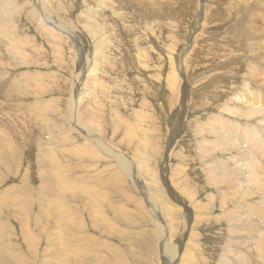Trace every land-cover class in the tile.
Wrapping results in <instances>:
<instances>
[{
	"label": "rangeland",
	"instance_id": "1",
	"mask_svg": "<svg viewBox=\"0 0 264 264\" xmlns=\"http://www.w3.org/2000/svg\"><path fill=\"white\" fill-rule=\"evenodd\" d=\"M45 1L59 23L65 26L71 24L78 29L81 45L74 46L70 35L61 30L56 29L53 34H48L37 29V21H33L35 24L29 22L25 0L16 1L15 8L20 9L17 14L8 12L10 6L7 0H0V26L5 17L11 19L10 36L14 41L11 48L5 47L0 34V76L8 68L11 71L8 78L12 79L13 74L23 77L18 98H6L4 109H0L1 132L14 125L18 131V137L11 135L8 139H0V196H9L8 201L0 204V229L5 226L0 248L4 246L11 249L21 258L20 264H46L44 260L55 251L65 252L68 254L66 261L79 264H128L127 259L130 264L139 261L141 264L161 263L158 262L161 257L158 241V248L154 251L150 238L141 236L150 232L152 227L149 217L148 221L144 220L146 211L142 216L141 211L131 206L128 200L124 203L128 212L123 213L118 207L123 204L125 195H120L121 204L119 202L116 210H107L111 222L106 226L100 223L101 227L93 228L87 217L90 215L81 206H78L76 216H64L59 220L60 224L71 230L85 226L90 238L76 241L72 239L70 230H67L70 240L68 247L65 238L58 233L51 201L61 200L56 184L61 172L55 167L69 164L71 170L67 177L82 175V181L83 176L91 177L90 183L104 181L105 191L116 199L119 196L118 192L115 193L117 185L124 190L131 187L120 170L108 166L112 160L106 158L93 141L70 128L67 114L73 88L72 78L79 72L78 63L87 57L90 60L87 63L83 61L86 63L85 71L94 70V77L100 86L93 85L95 90L91 88L90 91L96 97H91V100L86 95L80 113L94 127L98 125L97 135L106 145L129 155L143 153L140 159L150 156L148 168H155L159 174L163 170L168 177L171 165L177 169L182 161H188V170L185 172L190 177L184 181L188 193L200 191L196 207L203 209L202 206L207 205V213L211 215L206 213V222L202 220L200 227L203 239V242L200 241L203 243L201 246L204 245L206 251L210 250L208 255L205 253L203 256L208 263L215 264L221 251L220 243L225 234H229L223 218L219 217L221 210L211 208V204L218 201L201 203L205 193L201 188L204 182L200 166L205 161L221 159L225 155L213 151L201 162L195 137L196 133L200 134L199 130L211 112H219L225 101L234 98L235 91L253 63H263L261 57H256V52H248V48L255 49L256 46L242 39V33L252 23L253 32L257 33L251 35L253 41L261 44L264 40V17L261 18L257 10L259 7L264 8V0H107L106 3L111 6H103L105 14L97 10L100 0ZM248 6L252 9L250 15L243 13ZM34 7L44 17L42 7ZM100 17L102 22L98 21ZM48 25L49 21H45V26ZM91 29H95L96 33L89 34ZM261 46L259 49H263L264 45ZM262 49L258 53L262 54ZM7 51L18 52L15 62H21L20 67L10 64L11 54ZM94 54L100 62L90 67L94 63ZM39 67L47 74L44 78L45 89L43 92L36 89V95L26 98L29 92L33 93L26 86L29 78L27 74L37 71ZM172 71L182 76L177 79L174 90L169 88L166 80ZM90 82L92 79L86 77L81 80L85 88H90ZM184 87H190L192 91L185 104V115L181 117L183 131L186 130L175 146L168 148V136L171 134L168 122L179 107L178 96L180 88ZM249 87L252 93L261 95L260 103L264 104V92L253 90L252 83ZM2 90L8 95V90ZM50 114V119H43ZM151 136L154 143L149 145L147 138ZM54 137H59V146L49 150V140ZM73 138L80 142V145L76 143L79 148L73 147ZM151 146L157 148L155 152ZM67 149L71 151L68 155L63 153ZM51 156L60 158V162L51 164ZM61 169H68V166ZM89 169L97 176H90ZM191 172L198 174V178L193 177ZM148 178L154 182L152 176L148 175ZM212 190L206 189L207 192ZM134 191L136 193L135 188ZM65 194L70 197L66 201L69 208L79 203L80 193L67 191ZM119 218L128 220L130 224L119 221ZM22 222L29 224V232L35 240L30 249L26 247L27 242L19 231L18 224ZM147 236L150 237L149 234ZM138 237L143 239L137 240ZM16 246L21 247L20 251L14 250ZM259 250L260 253L253 256V264L264 262V248ZM203 252L198 251L200 255ZM0 264H13L2 251Z\"/></svg>",
	"mask_w": 264,
	"mask_h": 264
},
{
	"label": "bare ground",
	"instance_id": "2",
	"mask_svg": "<svg viewBox=\"0 0 264 264\" xmlns=\"http://www.w3.org/2000/svg\"><path fill=\"white\" fill-rule=\"evenodd\" d=\"M7 1L10 6L8 12L17 14L20 10L15 8L17 0ZM25 1L28 8L27 11L29 12V22L35 24L33 21H37L38 24H35L36 27H39L37 29L48 34H53L56 29L61 30L63 33L70 35L71 40L74 42V46L82 44V41L78 36V29L71 24L69 26H65L59 23L45 0ZM161 1L162 0H159V2ZM106 2L107 0H100L97 6V10H100L104 14L105 11L103 12V6H111ZM35 5L43 8L42 9L40 7L44 13V17L41 12H37V8L34 7ZM159 6L161 7V4H159ZM250 7L252 8L253 6L250 4ZM250 7L248 6V9L245 8L246 10L244 9L243 13H248L249 15L252 14V9ZM259 8L257 10L260 11L259 14L262 15V18L264 17V8ZM0 9H2L1 4ZM252 16H254V13ZM0 18L2 17L0 16ZM45 21H49L48 26H45ZM98 21L102 22V17H100ZM11 23V19L5 17L4 23L0 26V34L1 37H3V44L5 47L9 48H11L14 44V41H12L10 36ZM251 24L252 23L248 25L245 33L243 31L242 34L244 36L242 39L247 40L250 44L256 46L255 49L248 48V52L250 54L256 52V57H261L263 63H253V67H251L250 71L245 73L246 76L244 81L235 91L234 98L229 102L225 101L219 112H211V115H209L210 118L208 117L205 124L200 128V134L196 133L197 137H195V140L198 142V146L196 147L199 148V156L201 159L199 160L201 162L204 161L205 157L210 155L213 151L220 152L225 155V157L223 156L221 159L208 160V162H204L205 164L200 163V171L202 172V180L204 182L201 188L205 193L204 197H201V203L206 204L205 201H218V203L214 202L211 204V208L215 211L217 208L221 210L222 215L220 214L219 217L220 219L223 218V222L225 223V226H227L226 231L229 234L228 236L225 234L224 240L220 243L221 251L215 261V264H253V256L258 252L260 253V248H264V104L260 103L261 95L258 92L252 93V90L249 87L252 83L254 86L253 90L264 92V52L262 51V54H260V52L258 53V51H261L262 49H259L260 45H264V40L261 44L260 42L258 43L253 41L254 38L251 37V35H253L254 32ZM98 27L100 28L99 24ZM95 33V29H91L89 32L91 35ZM255 35H257V33ZM102 40L103 39H101V41ZM193 48L194 46L191 45V49ZM7 52L11 54L12 58L10 57V64L13 67H18L22 64L19 61L15 62L17 60L18 52ZM94 52H96V49ZM13 58H15V60ZM89 60V58L84 57V60L78 63L79 72H76L74 78L71 76L73 88L68 103V122L72 130L80 132L81 135H86L85 138L93 141L98 150L106 155V158L112 160V162H109L108 166H115L116 169L120 170V172L127 177V182H129L131 187L129 190H124L119 188L120 185H117L115 193L118 192L119 196H117L116 199L110 195V192L105 191L104 181L90 183L92 178L87 176H83L82 181V175L75 176L74 178L67 177L68 171L71 170V166L69 164H62L55 167V170H60L61 172L56 180L57 188L60 190L61 200L60 202L52 200L51 203L52 208L54 209L56 227L59 235L65 238L68 247L70 245V240L67 230H70V234H73L72 239L76 241L79 239L83 240L90 238V236L86 233L85 226H77L71 230L60 224L59 220L64 216H76V210L78 206H81L90 215L87 217L93 228H99L102 225L106 226L111 222V219L107 214V210L108 212L109 210L111 212L116 210V207L120 202V195H125L123 204L120 202L121 206H118L123 213L129 211L126 210L128 208L124 205V203H126L125 200H128L130 204H132L131 206L135 209L138 208L141 211L140 213L142 216L146 211V217L144 218L145 221H148L147 217L150 218L152 226L150 232L148 231L141 236H144L147 239L150 238L154 245V251L158 248V241L161 251V257L158 259V262H161L160 264H202L203 262V264H214L212 262L208 263V260L203 256L205 253L208 255L210 250L206 251V247L204 245L201 246L203 243L200 242H203L200 235L202 234L200 227L202 225V220L206 222L205 216L208 214L207 205L202 206L203 209L196 207V200L199 199L200 191L195 190V192L188 193V187L184 183V181H188L190 177V174H186L185 172L188 170V161H180L181 163L179 165L178 160H176L179 167L177 169H173L171 165L168 177L163 170V172L161 171L159 174L155 168H153V170L148 168L149 159L151 158L150 156H148V159H146L147 157L140 159V156H142L143 153L138 156L129 155L125 151L116 150L114 147L106 145L97 135L98 132H96V126L98 127V125L94 127V125L90 124V121L87 122L86 118L83 117L82 113H80L81 104L83 101H86V95H88L91 100L96 97V94L94 95L93 92L90 91L93 85L94 87L100 86L94 77V70L91 69L88 73L85 71L86 63ZM83 61H86V63H83ZM93 62V66L89 65L90 67H95L100 62V59L96 54H94ZM41 69L42 68L39 67L38 69L36 68L37 71L28 72L27 75L29 78L26 86L31 89L30 91L33 93L30 94L29 92L26 95V98L30 95H36V89H38V91L45 89L46 81H44V78L47 74ZM10 72L11 71H9L8 68H5L3 75L0 76L1 111L4 109L3 105L5 99L8 98L11 100L18 98L22 90L23 77L13 74L12 79L8 78V74H10ZM180 76H177L176 71H172L171 74L166 76L168 86L171 90H174L173 86L176 84L177 79H179ZM85 77L87 79H92V82H90L92 83L90 88H85L81 84V80ZM49 85L51 86V84ZM2 88L8 90V95L3 92ZM189 88H180V95L178 96L179 107L169 119L168 125L171 134L168 136L170 143V145L168 144V148L174 147L178 139L181 138L182 133L186 130L184 129L183 131L184 124L181 122V117L182 115H185V108L187 106L185 104H187V99L192 93ZM91 97H93V99ZM234 101L245 106H237ZM137 114H139V112H137ZM3 117L7 118V116ZM51 117L52 116L50 114L43 117V119L48 120ZM209 121L213 123L211 124ZM183 122L185 123L184 118ZM60 128L64 131L66 130L65 127ZM1 130L2 126H0V132ZM155 132L157 133V130ZM11 135L18 137L16 125L10 126L5 131L1 132L0 139H8ZM58 139L59 137H54L49 140L51 145L49 150H52L53 147L59 146ZM153 139V136L147 138L149 145L153 142ZM72 142L75 143V146L73 147H77L78 143L80 145V142L74 138L72 139ZM178 146H180V144ZM144 148H146V145ZM151 149L155 152L157 148L155 146H151ZM70 152L71 151L67 149L63 153L69 154ZM44 156L46 157V155ZM49 161L51 164L54 162L59 163L60 158L55 159L54 156H51ZM169 164H171V160L169 161ZM66 165L68 166V169L62 170L61 168ZM88 172L90 176H97L93 173L92 169H89ZM148 175L154 178V182L148 178ZM197 175L192 174L193 177H196ZM131 183H133V185ZM84 188L87 189L84 190ZM206 189H213V192H207ZM67 191H76L81 194L79 203L71 208H69L66 204L69 197L65 194ZM8 199L9 196H0V204L4 201H8ZM208 206L210 207L209 204ZM208 216L211 215L208 214ZM119 221L130 224V222L125 219L119 218ZM100 223H102V225H99ZM18 225H20L19 231L22 238L25 242H27L28 246L26 247H31L35 240L29 232V224L22 222ZM4 234L5 226L3 225L0 229V238L3 237ZM148 234L150 237L147 236ZM142 237H138L137 240L143 239ZM20 248L21 247L16 246L14 247V250L20 251ZM0 251H2L4 256L13 264H20V262H22L21 258L18 257L11 249L3 246L0 248ZM198 251L206 252H203L202 255H200ZM56 257L59 259H56ZM67 258L68 254L65 252L55 251V253H51L49 255L47 260H44V263L79 264L78 262H68L66 261ZM127 263L130 264L128 259ZM137 264H141V262L139 261ZM261 264H264V262L261 261Z\"/></svg>",
	"mask_w": 264,
	"mask_h": 264
}]
</instances>
